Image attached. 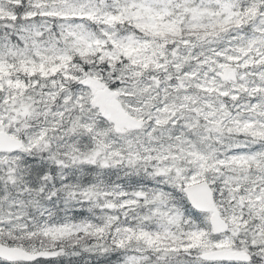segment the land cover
Segmentation results:
<instances>
[{
    "label": "snow or ice",
    "instance_id": "1",
    "mask_svg": "<svg viewBox=\"0 0 264 264\" xmlns=\"http://www.w3.org/2000/svg\"><path fill=\"white\" fill-rule=\"evenodd\" d=\"M0 264H264V0H0Z\"/></svg>",
    "mask_w": 264,
    "mask_h": 264
}]
</instances>
